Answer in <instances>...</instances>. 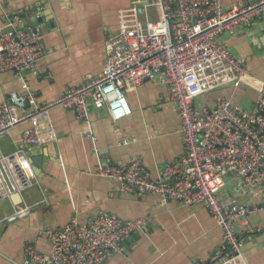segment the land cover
I'll use <instances>...</instances> for the list:
<instances>
[{
  "label": "built area",
  "instance_id": "2783aa9c",
  "mask_svg": "<svg viewBox=\"0 0 264 264\" xmlns=\"http://www.w3.org/2000/svg\"><path fill=\"white\" fill-rule=\"evenodd\" d=\"M6 17L7 23L0 26V72L13 71L23 91H12L0 101V138L16 125L27 126L12 152H0V163L19 194V201L0 217V223L31 212L33 205L21 196L26 186L38 185L29 151L56 140L50 118L53 107L70 109L77 118L87 120L90 106H104L113 120H120L131 112L124 87L160 79L178 109L184 152L166 162L154 177L138 156L124 165L100 163L96 173L113 179L122 191L204 206L221 230V241L205 264H248L240 253L242 241L246 234L264 232V227L249 224L248 207L233 198L221 200L218 192L231 175L241 188L257 187L264 208V76L255 81L258 88L248 109L221 96L211 107L196 106L194 100L223 86L237 88L253 78L220 35L264 19V0L226 9L221 0H134L117 12L116 32L104 40L100 72L47 102H38L23 78V72L32 70L44 55L41 25L24 26L17 15ZM10 194L0 174V198ZM150 221L149 215L123 219L98 211L84 222L71 219L61 227L42 229L38 235L48 240L47 252L28 245L23 260L9 261L102 264L113 254H122V244L145 231Z\"/></svg>",
  "mask_w": 264,
  "mask_h": 264
},
{
  "label": "crops",
  "instance_id": "0c3cea01",
  "mask_svg": "<svg viewBox=\"0 0 264 264\" xmlns=\"http://www.w3.org/2000/svg\"><path fill=\"white\" fill-rule=\"evenodd\" d=\"M250 1L221 0V5L226 9ZM133 4L134 0H0V26L11 15L21 16L18 22L24 26L41 25L44 55L32 70L23 72L38 102L51 101L100 72L104 40L116 32L117 12ZM37 17L40 21L33 22ZM220 39L253 78L237 88L228 85L207 92L194 105L211 107L221 96L248 109L258 88L255 81L264 76V19L223 32ZM12 91H23L17 75L11 70L0 72V101ZM124 93L131 112L120 120H113L104 106H90L87 120L70 109H51L56 140L29 151L38 185L26 186L21 196L33 206L27 216L0 223V264L23 260L28 245L47 252L49 242L39 231L61 227L71 219L84 222L98 211L123 219L151 216L145 231L122 244V254H113L102 264H205L210 260L221 230L204 206L122 191L113 179L96 173L100 163L124 165L138 156L154 177L166 162L184 152L178 109L160 79L125 86ZM26 126L16 125L0 138L1 153L15 149ZM34 156H39V165L34 164ZM218 194L221 200L233 198L246 205L249 224L264 227L257 187L241 188L228 175ZM16 202L11 194L1 197L0 217L9 214ZM235 226L240 230L239 221ZM240 253L248 264H264V232L246 234Z\"/></svg>",
  "mask_w": 264,
  "mask_h": 264
},
{
  "label": "water",
  "instance_id": "95a60500",
  "mask_svg": "<svg viewBox=\"0 0 264 264\" xmlns=\"http://www.w3.org/2000/svg\"><path fill=\"white\" fill-rule=\"evenodd\" d=\"M21 17V16H20ZM19 17V18H20ZM36 21H40V18H34V20H33V22H36ZM39 156H34L33 157V161H34V164L36 165V163H37V165H39V158H38ZM0 174H1V176L3 177V179H4V182H5V184L7 185V187H8V189H9V191L12 193V196L14 197V199L18 202L19 200V194L17 193V192H14L13 191V188H12V184H11V182H10V180H9V178H8V176H7V173H6V171H5V169H4V167H3V165H2V163H0ZM16 202V203H17ZM139 234L138 233H135V234H133V236H132V238H135V237H137Z\"/></svg>",
  "mask_w": 264,
  "mask_h": 264
}]
</instances>
